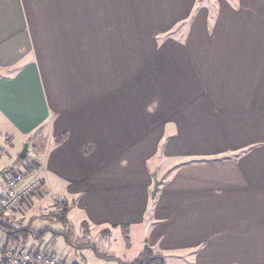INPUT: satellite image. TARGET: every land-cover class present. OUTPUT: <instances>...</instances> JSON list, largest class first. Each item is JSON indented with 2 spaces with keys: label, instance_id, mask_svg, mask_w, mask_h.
<instances>
[{
  "label": "crops",
  "instance_id": "0c3cea01",
  "mask_svg": "<svg viewBox=\"0 0 264 264\" xmlns=\"http://www.w3.org/2000/svg\"><path fill=\"white\" fill-rule=\"evenodd\" d=\"M212 1L0 0V196L12 162L42 167L0 210L42 231L24 246L127 264L137 234L166 264H264V0Z\"/></svg>",
  "mask_w": 264,
  "mask_h": 264
},
{
  "label": "built area",
  "instance_id": "2783aa9c",
  "mask_svg": "<svg viewBox=\"0 0 264 264\" xmlns=\"http://www.w3.org/2000/svg\"><path fill=\"white\" fill-rule=\"evenodd\" d=\"M42 167L38 161L31 160L24 166L8 174L5 187L0 196V209L16 207L24 198L37 191L41 185ZM60 199H62L60 197ZM56 203L55 210L60 209L61 200ZM60 202V203H59ZM0 263L3 264H67L66 258L52 252L35 249L19 244L8 247L0 246Z\"/></svg>",
  "mask_w": 264,
  "mask_h": 264
},
{
  "label": "trees",
  "instance_id": "16d2710c",
  "mask_svg": "<svg viewBox=\"0 0 264 264\" xmlns=\"http://www.w3.org/2000/svg\"><path fill=\"white\" fill-rule=\"evenodd\" d=\"M24 159L17 158V161H22ZM70 209V204H66L64 202L63 206L60 208V210H54L52 216L56 218L58 221H60L63 225H66L67 227H70V224L68 223L67 220V214ZM4 220V221H2ZM83 222L81 224L84 225V231L83 233H88L86 225ZM0 230H2L6 236H7V244L5 247L11 246L12 244H19L23 245L25 243V240L32 234H40V232H33L29 227H15L14 225L9 224L8 221L5 219H0ZM66 239L68 240V236L65 232L61 233ZM122 236H123V241L126 246H129L130 241H129V236H128V229L127 227H122ZM16 242V243H14ZM69 242V241H68ZM46 251V250H44ZM96 252V255L103 257V258H108V259H116L115 257H105L103 256L100 252L97 250H94ZM49 252V251H48ZM53 253V252H52ZM55 254V253H54ZM117 260V259H116ZM118 261V260H117ZM122 264L121 262H119ZM127 264H166L165 258L163 254L154 252L149 246L143 247V249L140 251V253L129 263Z\"/></svg>",
  "mask_w": 264,
  "mask_h": 264
},
{
  "label": "rangeland",
  "instance_id": "374dc122",
  "mask_svg": "<svg viewBox=\"0 0 264 264\" xmlns=\"http://www.w3.org/2000/svg\"><path fill=\"white\" fill-rule=\"evenodd\" d=\"M208 2L209 3H212L213 1L212 0H208ZM1 138H0V146H2L3 145V143L1 142ZM9 161H10V158H9V156H8V153H7V151H5V153H2L1 154V156H0V164L2 165L3 163H9ZM31 161V159H28V162H30ZM19 165V163L17 164V163H11L9 166H12V168H7V169H4V171H3V174H4V176L5 175H8V173L10 174L11 172H12V170L14 169V168H16L17 166ZM60 197L62 198V199H60ZM61 200L62 202H61V204H59V206H60V208L63 206V204H64V196H62V195H59V196H56V197H54L53 199H52V204H53V207L56 205V203H58V200ZM60 203V202H59ZM0 210H2V209H0ZM53 210H55V207L53 208ZM60 210V209H59ZM75 214H76V212H74L73 214H72V220H75V217L73 218V216H75ZM85 224V223H84ZM84 225H82L81 226V228L84 230ZM66 234H67V236H68V238H71L72 240L73 239H76L75 238V236H74V234H78V233H76V231H74L73 229H71L70 230V227L68 226H65V231H64ZM138 235L136 234L135 236H133V235H131V243L133 244V246H132V249H131V251L129 252V257H131V259H132V257H135L136 255H138L139 253H140V251L142 250V248H143V244L141 243V240H139V239H137L138 237H137ZM94 243H95V245H97V247H101L100 246V241L99 240H97V241H94ZM250 250H252V249H256V245L255 244H253V246L251 247V245H249V247H248ZM102 249H103V247H102ZM114 251H116V253H118L117 252V250L116 249H114ZM59 256H61V255H59ZM66 258V257H65ZM250 259H252V258H250ZM66 261H67V264H69L68 263V260L66 259ZM167 263L168 264H177V262L173 259V258H171V257H169L168 259H167Z\"/></svg>",
  "mask_w": 264,
  "mask_h": 264
},
{
  "label": "water",
  "instance_id": "95a60500",
  "mask_svg": "<svg viewBox=\"0 0 264 264\" xmlns=\"http://www.w3.org/2000/svg\"><path fill=\"white\" fill-rule=\"evenodd\" d=\"M26 149H27V143L25 142L22 146V149L19 153V158L24 159L26 157ZM160 179H154V185H153V193L157 191L158 185L160 184Z\"/></svg>",
  "mask_w": 264,
  "mask_h": 264
}]
</instances>
